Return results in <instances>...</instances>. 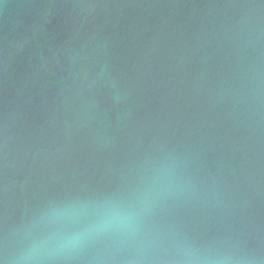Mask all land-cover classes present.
Returning a JSON list of instances; mask_svg holds the SVG:
<instances>
[{
  "label": "water",
  "instance_id": "95a60500",
  "mask_svg": "<svg viewBox=\"0 0 264 264\" xmlns=\"http://www.w3.org/2000/svg\"><path fill=\"white\" fill-rule=\"evenodd\" d=\"M0 264H264V0H0Z\"/></svg>",
  "mask_w": 264,
  "mask_h": 264
},
{
  "label": "clouds",
  "instance_id": "9594fccd",
  "mask_svg": "<svg viewBox=\"0 0 264 264\" xmlns=\"http://www.w3.org/2000/svg\"><path fill=\"white\" fill-rule=\"evenodd\" d=\"M131 216L125 215L117 210H110L105 216L104 221L97 227L116 226L125 231L131 230Z\"/></svg>",
  "mask_w": 264,
  "mask_h": 264
}]
</instances>
